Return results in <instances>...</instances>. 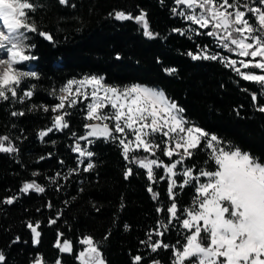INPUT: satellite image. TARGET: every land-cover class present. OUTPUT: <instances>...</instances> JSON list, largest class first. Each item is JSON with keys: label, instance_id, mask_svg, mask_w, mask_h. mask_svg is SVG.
<instances>
[{"label": "trees", "instance_id": "obj_1", "mask_svg": "<svg viewBox=\"0 0 264 264\" xmlns=\"http://www.w3.org/2000/svg\"><path fill=\"white\" fill-rule=\"evenodd\" d=\"M33 2L42 6L33 18L41 30L53 36V42L33 35L36 47L32 54L37 59L32 61V72L39 78L22 85L24 90L35 86L33 97L23 104H0V135H8L18 148L15 153H0V252L6 257L5 264H32L38 256L47 264H55L58 258L62 264H79L73 254L60 253L54 247L58 232L63 233L61 243L65 238L72 242L74 252L84 247L78 243L84 235L102 241L107 264H133L137 255L143 257L141 264H173L171 248L151 252L141 243L148 239L149 232H156L161 220L167 221L157 208L166 209L171 202L168 179L159 184L148 181L145 169L124 160L118 144L102 139L87 145L95 155L91 158L94 168L85 172L88 160L79 163V154L73 151L76 137L86 131L85 113L79 105L68 109L74 113L65 118L68 129H54L43 139L38 135L52 126L56 114L51 108L59 101L50 93L58 92L68 80L85 75L103 76L108 84L121 87H156L184 108L190 121L261 160L264 113L257 107L264 104V95L258 85L243 81L219 61L193 60L187 55L200 48H214V39L196 35L189 39L187 29L196 26L172 13L174 0H69L74 7L61 5L58 0ZM115 11L133 16L147 13L156 38L145 37L134 21L115 20L110 15ZM174 29L185 30L186 34ZM166 68L177 71L168 75ZM253 93L258 96L257 105L251 99ZM40 105L49 111L44 112ZM12 111H24L25 115L13 117ZM161 159L169 163L167 157ZM205 159L201 154L185 163L196 164L197 168L215 167L204 165ZM128 167L133 175L126 179ZM155 171L164 175L163 168ZM34 172L39 175L34 176ZM175 179L178 184L183 180ZM33 180L45 188L44 193L20 191L25 182ZM149 185L159 193L157 200L147 190ZM174 191L179 193L178 206L191 204L193 188L181 191L177 187ZM12 196L17 197L13 204L3 203ZM52 219L57 223L50 225ZM30 222L40 224L38 245L33 244V234L27 227ZM170 228L164 237L154 235L153 240L163 239L169 245L182 241L177 232L184 230L178 225ZM17 237L19 241L14 242Z\"/></svg>", "mask_w": 264, "mask_h": 264}, {"label": "snow or ice", "instance_id": "obj_2", "mask_svg": "<svg viewBox=\"0 0 264 264\" xmlns=\"http://www.w3.org/2000/svg\"><path fill=\"white\" fill-rule=\"evenodd\" d=\"M58 2L75 6L70 5L69 0ZM39 7L42 6L33 0H0V104H23L34 95L35 86L30 85L28 90L22 88L27 80L39 78L36 72L22 70L25 62L37 59L32 54L36 47L33 35L53 42V36L41 30L33 18ZM172 13L196 26L187 29L189 39L192 35L212 37L219 48L245 59L221 56L209 52L207 47L197 53L189 51L188 56L193 60L219 61L243 81L258 85L264 95V0H174ZM110 15L117 21H134L142 27L145 37L156 38L157 34L150 30L147 13L141 11L133 16L115 11ZM173 31L186 34L181 29ZM251 69L260 70V74ZM164 71L172 75L177 70L166 68ZM50 94L59 101L51 108L56 114L52 117V126L38 135L43 139L54 129H68L69 122L65 118L74 114L68 109L79 105V110L85 113L86 131L79 137L72 133L76 137L73 151L79 154V163L88 160L85 172L94 168L91 158L95 153L82 147L80 141L93 145L102 139L105 143L118 144L124 160L145 169L148 181L159 184L168 179L167 195L171 202L166 209L157 208L158 213L164 212L167 221L161 220L156 232H149L148 239L141 241L151 252L171 248L173 264H264V160L190 121L185 109L163 90L141 84L116 86L108 84L103 76L91 75L68 80L58 92L54 90ZM251 99L254 105L259 103L255 93ZM40 107L44 112L49 111L47 106ZM257 111L264 113V104H259ZM11 115L24 116L25 112L12 111ZM17 151L8 135H0V153ZM201 154L206 157L204 165L214 164L215 167L197 168L196 164L185 163ZM161 156L167 157L169 163ZM160 168L164 170L162 176L154 170ZM130 175L133 169L128 167L125 178ZM174 177L183 180L178 184ZM177 187L181 191L185 187L194 189L189 206H178L179 193L174 191ZM30 190L45 192L35 180L25 182L20 189L24 194ZM147 190L153 200L158 199L159 193L151 185ZM16 199L8 197L3 203L11 205ZM49 223L54 225L57 220ZM177 225L184 230L177 232L183 242L178 239L175 245H169L163 239L153 240L154 235L162 238L171 230L170 226ZM27 227L33 234V244H40L39 222L35 225L30 222ZM62 236L63 233L58 232L54 243L60 253L73 254L79 264H107L102 241L84 235L78 241L84 247L74 252L70 240L65 238L61 243ZM107 238L106 235L104 239ZM18 241L19 237L14 242ZM142 260L143 257L137 255L133 257V264H141ZM5 261V255L0 252V264ZM33 264H47V261L38 256ZM55 264H61V260L58 258Z\"/></svg>", "mask_w": 264, "mask_h": 264}, {"label": "rangeland", "instance_id": "obj_3", "mask_svg": "<svg viewBox=\"0 0 264 264\" xmlns=\"http://www.w3.org/2000/svg\"><path fill=\"white\" fill-rule=\"evenodd\" d=\"M214 48H210L209 49V52H212V53H218L219 55H221V56H227V57H229V58H231V59H245V58H242V57H237V56H235L234 54H232V53H228V52H226V51H224L222 48H219L218 46H217V44H216V42L214 41ZM247 59H250V58H247ZM239 66V65H238ZM32 68H33V63H32V61L31 62H25V64L22 66V70L23 71H30V72H32ZM243 71H249V70H244V69H242ZM251 71H255L257 74H260V70H258V69H251ZM85 76H91V75H85ZM84 77V76H83ZM83 77H80V78H76V79H82ZM146 86V85H145ZM148 87H150V86H148ZM152 88H155V87H152ZM155 89H158V90H160L159 88H155ZM81 144V146H82V143H80ZM86 147H88L87 146V144L85 145ZM85 146H82V147H85ZM150 158H152V157H150ZM81 159V158H80ZM154 170H156V169H154ZM163 172H164V170H163ZM174 179H175V177H174ZM33 264V263H32ZM61 264H62V262H61Z\"/></svg>", "mask_w": 264, "mask_h": 264}, {"label": "water", "instance_id": "obj_4", "mask_svg": "<svg viewBox=\"0 0 264 264\" xmlns=\"http://www.w3.org/2000/svg\"><path fill=\"white\" fill-rule=\"evenodd\" d=\"M91 139V138H90ZM81 142H85V141H81Z\"/></svg>", "mask_w": 264, "mask_h": 264}]
</instances>
